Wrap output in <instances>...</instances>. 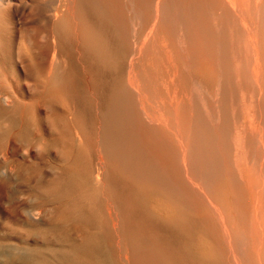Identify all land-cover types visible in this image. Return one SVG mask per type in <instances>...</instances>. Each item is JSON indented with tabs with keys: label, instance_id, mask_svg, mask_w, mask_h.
Segmentation results:
<instances>
[{
	"label": "bare ground",
	"instance_id": "bare-ground-1",
	"mask_svg": "<svg viewBox=\"0 0 264 264\" xmlns=\"http://www.w3.org/2000/svg\"><path fill=\"white\" fill-rule=\"evenodd\" d=\"M2 114L55 159L5 264H264V0H0Z\"/></svg>",
	"mask_w": 264,
	"mask_h": 264
},
{
	"label": "rangeland",
	"instance_id": "rangeland-1",
	"mask_svg": "<svg viewBox=\"0 0 264 264\" xmlns=\"http://www.w3.org/2000/svg\"><path fill=\"white\" fill-rule=\"evenodd\" d=\"M238 118L236 121L240 120V116ZM241 119L238 122L245 121V114L242 113ZM19 129V127L10 124L8 114H2L0 118V264H5V260L8 259L7 254L12 250L28 249V247L34 246L33 240H30L34 236H29L28 227L31 221L33 222L31 215L39 201L40 191L36 189L35 180L41 176V173L49 172L53 166V160H55L50 156V153L47 152V154L46 151L39 150L38 143L31 136L33 129L28 133L18 134ZM5 131L8 133L5 134ZM9 132L14 134L9 135ZM2 133L3 135H1ZM232 149V153L239 152L238 149L233 148V145ZM50 159L53 160L50 161ZM50 164L52 166H49ZM242 166L238 165L237 168H242ZM231 211V217H235L236 220L239 217V221H237L239 223L242 221L243 215L247 216L239 211V208ZM239 212L241 213L239 214ZM23 237H30L29 242H26ZM229 255L230 253L226 257L227 264H234L231 255L230 257ZM253 255L255 254H247L245 260L248 259V262L245 264H249L250 259L254 260L250 261V264H258L256 256L253 257Z\"/></svg>",
	"mask_w": 264,
	"mask_h": 264
}]
</instances>
